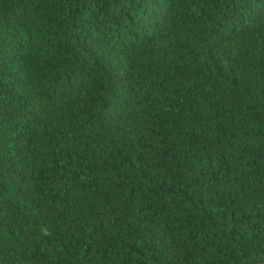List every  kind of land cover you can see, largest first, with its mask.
I'll list each match as a JSON object with an SVG mask.
<instances>
[{"label": "trees", "instance_id": "1", "mask_svg": "<svg viewBox=\"0 0 264 264\" xmlns=\"http://www.w3.org/2000/svg\"><path fill=\"white\" fill-rule=\"evenodd\" d=\"M0 264H264V0H0Z\"/></svg>", "mask_w": 264, "mask_h": 264}]
</instances>
